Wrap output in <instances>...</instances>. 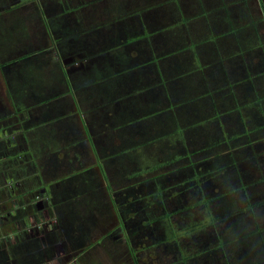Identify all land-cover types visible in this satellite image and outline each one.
<instances>
[{
	"label": "rangeland",
	"instance_id": "obj_1",
	"mask_svg": "<svg viewBox=\"0 0 264 264\" xmlns=\"http://www.w3.org/2000/svg\"><path fill=\"white\" fill-rule=\"evenodd\" d=\"M62 1L64 3L57 0H0V22L11 18L17 22L22 18L25 29H22L20 22H17V29L21 28L26 36H19L16 40L18 48L15 53L21 56L27 52L31 56V60H26L30 66H34L26 72L33 78L30 80L31 85L34 79L39 85L44 77L51 87L49 93L46 92L41 98L26 102V118L30 122L39 121V112L45 108L49 109L50 117L57 116V155L55 150L48 154L43 150L42 157H47L34 164L27 158L35 159L27 151L19 133L9 136L18 145L7 157L13 159L16 151L19 157L23 153L24 161H18H22L29 171L24 177L33 179L27 183L39 190L48 186L54 190L51 202L57 209L54 213L58 225L64 234L66 231L69 234V230L74 231L70 233L75 237L70 239L75 244L71 243L74 246L71 253L82 254L81 258L88 264H264V257L256 246L259 236L243 235L244 228L248 233L255 231L256 227L264 229V127L255 130L257 126L264 125V120L251 105H246L247 101L253 99L254 93H264V0ZM235 2L237 5L230 8V3ZM85 3L93 4L84 8L82 4ZM68 7L79 10L72 12L78 15V19L65 15L63 9ZM229 10L234 14H246L251 33L261 35L257 38L262 44L253 52L234 53L229 38H221L222 31L219 28L224 27L222 15L228 16ZM123 27L125 31L122 35L125 38L129 37L126 29L133 31L132 36L135 31L137 40L146 32L153 36L150 40L149 34L143 36L144 39L141 38L136 44L131 42L127 48L122 45L126 39H120V51L128 55L151 51L150 58L156 56L160 63L166 57V62L173 61V67L177 62L180 63L175 70L172 66L166 69V64H162L169 71L168 77L171 79L172 90L167 86L168 92L178 95L171 102L170 107L174 106V109L168 111L174 113V118L170 115L169 123L158 122L159 117L155 122L154 117L151 118V122L158 125L159 129L155 130L164 132V135L152 144L141 137L142 144L152 146H147L144 151L122 146L117 132L113 131L114 123L104 116L112 111L105 112L101 108L110 103L104 94H94L79 79L77 83L71 80L73 86H81L77 87L83 112L79 114L67 93L65 78L61 77L62 82H57V75L62 76V68L68 66L70 55L75 57L84 46L93 50L91 53L94 56L99 54L97 41L106 34L108 38L113 36L114 40V36L118 35L114 31ZM82 30L89 33L84 31L87 35L81 36L78 41H75L76 36L69 35L81 33ZM112 42H108V48L113 45ZM114 54L116 56L117 53ZM114 56H99L97 60L111 66ZM142 59L149 60V57ZM84 63L77 64L78 68L73 67L71 70L77 71L79 75L80 71L87 69ZM110 66L106 72L113 70ZM149 68V71L151 68L157 71L155 65ZM87 71L89 75L86 71L84 75L89 81L92 77L102 75L104 69L99 68L93 60ZM13 72L18 71L0 68V116L12 110L7 90L9 74ZM173 72L182 78L178 79L175 75L176 78H173ZM74 76L72 73L71 78L74 79ZM145 77L151 82L156 75L149 73ZM50 78L52 81H48ZM100 83L108 84L107 89L110 91L115 81L111 79ZM57 90L64 94L58 100L66 98L59 101L61 104L57 102ZM209 92L210 95L207 94ZM157 97L160 101L158 91ZM90 101L96 102L97 107L90 105ZM90 107L92 111H89ZM128 115L123 119L134 116L135 112L131 111ZM18 116L22 117L21 114ZM96 118L100 124L93 123ZM18 119L13 116L0 120V130L16 123ZM25 125L24 129L27 128ZM84 125L94 133L99 158L93 153V143H89L86 138ZM130 127L129 130H135L133 124ZM184 130L186 141L167 143L176 141L181 134L184 137ZM171 131H176L173 138L169 137ZM234 135L237 138L233 139ZM1 141H6V138L1 137ZM212 143L220 146L214 148L216 145ZM0 144L2 147L3 144ZM11 145L9 142L6 147ZM51 145L55 146L54 143ZM30 148L34 149L33 146ZM218 151L222 155L216 160ZM188 153L190 156H187ZM2 156L0 154V158ZM17 162L14 159L10 162L12 170L13 167L18 168ZM153 164L160 165V168L158 166L153 172H147L153 170ZM192 164L195 173L191 168L186 169ZM217 165H223L224 170L212 175L211 171ZM195 174L200 175L199 183H185ZM13 175L21 176L17 173ZM155 177H158L159 184L169 186L164 202L168 211L174 213L172 222L176 226L169 232H165L159 222L144 226L145 220L140 212L137 198L156 188ZM115 191L120 194L116 200L121 205L122 217L115 210L110 197ZM18 195H23V191ZM204 200L211 201L210 206L204 203L197 205ZM17 201L20 207H27L29 203V210L37 205L32 196L27 202L21 197ZM228 204H233L234 214L223 217L215 225L208 224L205 233L201 226L193 228L209 219L208 209L225 214ZM153 209L151 214H164L158 206ZM239 218L245 220V227L240 224ZM119 226L126 229V242L120 237L112 240L109 236L113 230L119 234ZM227 229L230 230L226 233ZM187 231L197 233L188 236ZM165 233L169 239L167 243L164 240ZM225 236H232L231 245L220 242V239L226 240ZM178 238H181L179 242Z\"/></svg>",
	"mask_w": 264,
	"mask_h": 264
},
{
	"label": "crops",
	"instance_id": "obj_2",
	"mask_svg": "<svg viewBox=\"0 0 264 264\" xmlns=\"http://www.w3.org/2000/svg\"><path fill=\"white\" fill-rule=\"evenodd\" d=\"M57 1L60 3H64L62 0H57ZM218 3L219 2H217V4ZM91 4L85 3V4H82V6H84L85 8V7L90 6ZM233 5H237V2L230 3V8L233 9ZM218 9L220 10V8ZM73 11L78 12L79 10H77V8H72V7L63 9V12L65 13V15L75 16V18L78 19V15L72 13ZM236 11H238V8H236ZM227 14L228 16L222 15V21H223L224 27L221 26L219 30L222 31V34H220L221 38L225 36L229 38V45L233 48L231 50H233L234 53L244 54L248 52H253L255 49L260 47L262 42L260 41V38H257V37L261 35H258V34L255 35L256 32L254 34L251 33V29L246 22L248 20L246 14L237 13V12L236 14H234L232 10H229ZM58 16L60 18V14ZM239 19L241 21H239ZM18 20L22 22V18L21 19L19 18ZM119 21H123V20L120 19ZM188 21L189 20H187V22ZM12 22H14L13 24L17 23L13 19H12ZM21 26L24 27V24ZM104 28L105 29L107 28V24H105ZM117 28H119V26H117ZM122 29L114 31L116 34L121 35V36H118V35L114 36L115 37L114 40H113V36L108 38L106 34L105 36L101 38L100 41H97V44H98L97 48L99 49L98 52H100L99 54L94 56L93 53H91V51L93 50L91 49L89 50V48L88 49L84 48L85 47L84 46L78 50L75 57L70 55L71 57L68 59V62H67L68 66L62 69L63 71L65 70L69 74L71 85H73L71 80H74L77 83V80L79 79V82L85 85L86 88H90V90L94 94L95 93L104 94V96L110 100L109 101L110 103H108L105 106H102L101 108L105 112L112 111V113H110L109 115L106 113V115L104 114V116L109 118L110 122L114 123L115 128H113V131L117 132L122 146H125L126 148H130V150L131 149L132 150L147 149V146L149 147H152V146L148 145L147 143L142 144V142L140 141L141 137H143L148 143L152 144L157 138H159V136H162L164 134V132L159 133V131L155 130L156 128L157 129L159 128L156 123L151 122V118L154 117L153 121L155 122L156 119L159 117L158 122L162 121V122H167V123L170 122V119H169L170 115L173 116L174 118V113H169L168 111H170L171 109H174V106L170 107L171 102H174V99L178 98V95L176 94L177 96L176 95L174 96L172 91L170 93L168 92L167 86L171 89L170 87L171 79L168 77L169 71L166 70L167 67L169 69L171 68V66L173 67V61L166 62V59H167L166 57L164 60H161L162 63H160L158 62V59L156 56L153 57V59L150 58L151 51L146 52V53L143 51H138L137 54H133V55H128L127 53L120 51L119 50L121 48V46L119 45L120 39H123V40L126 39L122 45L125 48H127L129 47L131 42L133 43L135 42L136 44L142 39H144L142 38L143 36H146L149 34V37H148L149 40H150V37L153 36V34L146 32L145 35L141 37L142 39L140 38L139 40H137L135 38L136 37L135 31H134V35L132 36L133 31H127L126 29L127 34H129V37L125 38V36L122 35L123 31H125V28L123 27ZM185 30L188 34V31L186 28ZM12 31H14V28ZM84 31L86 32V30H82L81 33H75L76 32L75 30L74 32L75 34L73 33L69 35L76 36L77 38H75V41H78V39H80L81 36L83 37V35H87L89 33V32L88 33L86 32L87 34L83 33ZM16 36L25 37L26 34H24V32L21 30V33H16ZM108 42L113 43L112 46H109L110 48H108ZM15 48L17 50L18 47L15 45ZM11 52L9 53V56L4 60L5 62H10V63L6 64L4 68L5 69L7 68L8 70H11V71L19 72V73L13 72V74L10 73L8 79L10 80V78H13V76H17V78H13L11 81L19 80V85H21V88H23V90H21L22 107H23V110L26 111L27 110L25 106L26 102H33L37 98H41V96L45 94L46 92L49 93V91L51 90V87L48 86L47 80H45L44 77L39 85L36 79H34V83L31 85L30 80L33 78L29 77L28 74H26L27 70L30 67H34V66H30V64L26 62V60H31V56L29 55V53L27 54V52L21 56H18L19 54L13 53V51ZM114 53H117L116 56H114L115 55ZM23 56L24 58H22L21 61L14 60V58L16 57H23ZM99 56H102L103 58H105L106 56L107 57L112 56L113 58L114 56V59L111 62V66L113 67L112 71H108V72L105 71L110 65L102 61H98L97 57ZM145 56H148L149 60H143L142 58H144ZM93 60L97 62V66L99 68L102 67L104 69V72L102 75H99L98 77H92L88 81L87 76H85L84 73L86 71V74L89 75L87 69L89 68ZM163 62L164 64H166V69L162 67ZM79 63H82V64L84 63L85 66H87V69H85L84 72L79 70L80 74L77 75L76 74L77 71L71 70V68L76 67V65ZM179 64L180 63L177 62V64L173 67V69L175 70L176 67H179ZM152 65L156 66L155 70L157 71H152V68L149 71L150 69L149 67H151ZM16 67H19V68H16ZM89 71L91 70L89 69ZM62 73H61L62 76L57 75V82H62L61 77H63V79L65 78ZM72 73L75 75L74 79L71 78ZM149 73L155 74L156 77L153 79H156V80H153V79L151 80L149 78L151 82L148 81L147 80L148 77H145V76ZM174 75L175 73L173 72V78H176L177 74L175 75L176 77ZM79 77H82V78H79ZM130 78H133V79L131 80ZM177 78L181 79L182 76H178ZM111 79L115 81V83H113L112 89L108 91L107 89L108 84L106 83L104 84L100 82L101 81L107 82L108 80H111ZM48 81H52L51 78ZM65 83L67 86V93L71 96L74 102L76 111L78 110L77 112L79 114H82L83 113L81 109L82 106L79 102L78 93H77L78 92L77 87L81 88V86L80 85H78L77 87L72 86L74 89V94H72L69 91L68 82L66 81ZM59 90H57V102L61 100L63 101L64 99H66L65 97H61L60 100H58L60 96L64 95L63 93H61V91L59 93ZM157 91L161 95L160 101L157 97ZM252 97L253 99L251 98L252 100H250L249 102L247 101L246 105L247 106L251 105V107H253V110L258 111L260 116L264 120V93H254ZM168 102H169V105H168ZM59 103L61 104L62 102H59ZM89 103L90 105L97 107L96 102L90 101ZM11 108H12L11 112L5 113L6 115L5 114L3 115V119L5 117L12 118L13 116L17 118L18 115L12 114V111H14V107L12 105H11ZM106 108H108V110H106ZM24 111L21 114L22 117L20 116L16 123L14 124L12 123L11 125L8 124L7 126H5L2 130H0V134L2 133L5 134L6 141L12 144V141H14L15 139L13 137L9 139V136H11V134L19 135V133H21V135H19L20 137L19 136L18 137L21 138L22 141H24V144H26V149H28L27 151L34 156L35 159L28 156V159H30L31 161H34L33 162L34 164H38L37 163L38 161L44 160L45 159L44 157H47V156L42 157L41 153L43 150H46L47 154L51 150H55L54 153L57 155V116L55 115V117H50L49 109L45 108L44 110H41V112H39L40 114H39V121L37 120L38 122L37 121L30 122L31 120H29V118L28 119L26 118L27 115H25ZM89 111H92L91 107ZM131 111L135 112V115L130 116L128 119H123V117H126L127 114L130 115ZM164 114H166V116L163 119H161L160 116ZM98 117H101V115H98ZM25 123H26L25 126L27 127L25 129L27 131L24 129ZM93 123L100 124L97 118L94 120ZM131 124H133L135 127V130L133 131L129 130L131 129L130 127ZM138 125L140 126L139 128L137 127ZM126 127L128 129H126ZM262 127H264V125H262L261 127L257 126L255 130L258 131L259 129H262ZM84 128H85L84 130H85V134H86V138L88 142L90 143L92 141L93 146L97 149V146L95 143V136L93 135L94 133L92 134L93 131L91 132V129L87 127V125H84ZM184 134L186 135V133ZM89 135L91 137L90 138L91 141L89 139ZM170 137L173 138V134ZM248 141L250 140L248 139ZM53 143L55 146L51 145ZM167 143L173 144L175 143V141L167 142ZM30 146H33L34 149L30 148ZM102 148H104V146ZM35 155H37V157ZM37 166L39 168V165Z\"/></svg>",
	"mask_w": 264,
	"mask_h": 264
},
{
	"label": "flooded vegetation",
	"instance_id": "obj_3",
	"mask_svg": "<svg viewBox=\"0 0 264 264\" xmlns=\"http://www.w3.org/2000/svg\"><path fill=\"white\" fill-rule=\"evenodd\" d=\"M1 137L6 138L3 133L0 134ZM0 143L3 144L2 147L0 146V154L4 157L0 158V264H88L81 258L82 254L71 253L74 243L71 241L73 236L70 233L73 234L74 231L69 230L67 236L65 230V236L58 225L55 214L57 209L51 202L54 198V190L51 187L39 190L29 185L27 181L33 179L29 176L24 177V174H29L22 162L25 159L24 154L18 157L22 161L19 162L18 168L13 167V170L10 166L13 159L7 157L12 149H16L17 142L12 141L10 147H6L8 141ZM5 150L7 153H4ZM18 153L16 151V157L19 156ZM13 173L21 174V176L15 177ZM21 191L23 195H18ZM31 196L37 203L35 207L29 210V203L27 207L18 206L17 198L21 197L23 201H26ZM117 229L119 234L113 230L109 236L112 240L120 237L123 242H126V229L122 226Z\"/></svg>",
	"mask_w": 264,
	"mask_h": 264
},
{
	"label": "trees",
	"instance_id": "obj_4",
	"mask_svg": "<svg viewBox=\"0 0 264 264\" xmlns=\"http://www.w3.org/2000/svg\"><path fill=\"white\" fill-rule=\"evenodd\" d=\"M6 21H9V22H6ZM6 21L0 22V34L2 35V38L0 40V68H4L6 66V64H9L10 63V62H5L4 60L9 56V53L11 51H13V53H15L17 51L16 48H15L16 40L18 39V37L16 36V33H21V32H19V31H21V28L20 29H17V23L16 24H13L14 22H12V18L9 19V20H6ZM17 22L18 23L20 22V24L23 25V23L20 20H18ZM9 25H11V27ZM7 27H9V28L7 29ZM13 28H14V31H12ZM22 29H25V27H22ZM20 37H23V36H20ZM22 58H24V56L23 57H16V58H14V60L15 61H21ZM197 58H199V57H197ZM62 74L65 77L66 81L68 82L69 91L72 94H74V89L72 87L73 85L70 84V76H69V74L65 70L63 71ZM13 78H17V76H13ZM13 78H10V80L8 81L9 82V84H8V87L9 88L7 90V93L9 95V99L11 101V105L14 107V111H12V114L13 115H19V114H22V112L24 111L23 110V107H22V100H21V98H22V92H21V90H23V88H21V85H19V80H13V81H11ZM207 94L210 95L211 93L209 92ZM13 112L16 113V114H14ZM3 115L0 116V120L3 119L2 118ZM19 117L20 116H17V118H19ZM145 119H147V118H145ZM175 121L179 122L177 120V118H175ZM171 132H172L173 135H175V133H176V131H175V133H174V131H171ZM184 133H185V131H184ZM171 135H169V137ZM236 136L237 135H234V136H232V138L235 139V138H237ZM160 137L161 136H159V138ZM90 138L91 137L89 135V139ZM159 138H157V139H159ZM183 140L186 141L185 134H184V137L182 136V134L179 135L178 136V139L175 142H177V141H183ZM90 141H91V139H90ZM90 143L92 144V141ZM212 144L213 145L214 144L216 145L217 143H212ZM219 146L216 145V146H214V148H217ZM210 149L212 150V148H210ZM210 149H206V150H209L210 151ZM92 150L96 154V157L99 158L98 150L93 146V144H92ZM143 151H144V149H143ZM221 155H222V152L221 151L220 152L218 151V155H216L217 158L215 157V159L216 160L217 159H220V156ZM13 156H16V154H14ZM187 156H190V153H188ZM18 157L19 156L13 158L15 160V162H17L19 160ZM2 158H3V156H2ZM176 159H179V157H177ZM99 161H100V159L98 160V162ZM19 162L20 161H18L17 163H19ZM166 163H168V162H166ZM142 166H143V164H142ZM158 166L160 168V165H156V166L154 165V167H152L153 170L152 171H147V172H153L155 170V167H158ZM189 168H191L194 171V173H195V166L193 164L190 165V166H187L186 169H189ZM143 169L146 170V168H143ZM223 170H224V166L223 165H219V166L217 165V166H215L212 169L211 173H212V175L213 174H218L219 172H221ZM138 174H140V173H138ZM132 176H134V175H132ZM194 176H195L194 178L192 177V178L186 179V182L185 183H190V182L199 183L200 182V177H199L200 175L195 174ZM157 179H158V177H155L154 178V180H156V182H155L156 188L150 190L148 193H145L144 195H142V196H140V197L137 198L138 201H139L138 203L140 204V207L139 208H140V212L143 213L142 219L145 220V221H143V223L145 224L144 226H146V225L147 226H150V225H153V223L159 222V223H161V227L164 228V231L165 232L166 231L169 232V231H171V228H173L175 226V224L172 222V216H173L174 213L173 212L170 213L168 211V209L166 207V203L164 202V196H165V193L167 191H169V186L166 187L165 185L159 184L157 182ZM148 181L149 180L143 181V182H148ZM118 195H120V194L115 191V193L114 194H111L110 197L112 199V203L115 205V210L117 211V213H119V216L122 217V215L120 214L121 213V205L118 204V202L116 200V196H118ZM210 202L211 201H209V200H204L203 202L200 201L199 203H197V205L204 203V204H207V206L208 205L210 206ZM156 206H158V208H160L159 211H162L164 213L163 215L157 216L154 213L151 214V211H153L154 210L153 208H156ZM228 206H229L228 209H227L228 212H225V214L224 213H221L220 214L219 212L217 213V211L212 212L210 209H208L209 219H206L205 222L200 223L198 226L196 225V226L193 227V225H192L191 228L192 227L193 228H196V227L199 228L201 226V229L202 230L204 229L203 231L202 230L201 231L203 233H205V229H206V226L208 224H211L212 223V224L215 225L223 217L230 216V215L234 214V212H236V211H234L233 204H228ZM151 215H153V217H151ZM120 220L122 222L124 221V219H122V218ZM239 221L241 222L240 224L243 227H245L247 225L244 219L239 218ZM189 228L190 227H188L187 229L189 230ZM229 230L230 229H227L226 230V233ZM244 232L245 233L243 235L246 236V237H252L254 234H256V235L259 236L258 238H260V240H259V242L256 243V246L258 248H260L259 254L261 256L263 255V257H264V229H260L259 227H256V230L255 231H253V232L250 231V233H248L246 231V228H244ZM186 233H187L188 236H191V235H195L197 232H193V231L189 232V231H187ZM164 236H165L164 237V240L167 243V241H169V239L166 238V233L164 234ZM224 238L227 241L224 240V239H220V242L225 243L224 245H228V244L231 245L233 243L232 236H229V238H227L225 236ZM180 239L181 238H178L177 242H179ZM160 242H161V240H160ZM256 254L258 255V253H256ZM260 260H262V259H260Z\"/></svg>",
	"mask_w": 264,
	"mask_h": 264
}]
</instances>
